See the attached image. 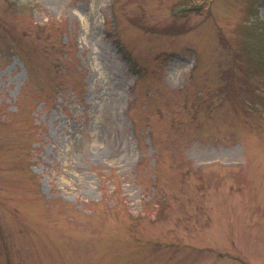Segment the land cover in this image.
Instances as JSON below:
<instances>
[{"label": "rangeland", "instance_id": "rangeland-1", "mask_svg": "<svg viewBox=\"0 0 264 264\" xmlns=\"http://www.w3.org/2000/svg\"><path fill=\"white\" fill-rule=\"evenodd\" d=\"M261 47L264 0H0V264H264Z\"/></svg>", "mask_w": 264, "mask_h": 264}, {"label": "trees", "instance_id": "trees-1", "mask_svg": "<svg viewBox=\"0 0 264 264\" xmlns=\"http://www.w3.org/2000/svg\"><path fill=\"white\" fill-rule=\"evenodd\" d=\"M252 46L253 45H252L251 42H246L244 47L241 48V49H244L245 51L248 52V54H251V58L253 59V55H255L256 53L254 54ZM259 49L261 50V49H264V48L261 47ZM261 51L263 52V50H261ZM255 59L257 60V61L255 60L256 61V65H254V68H255L256 72H259V73L264 72V57L258 56Z\"/></svg>", "mask_w": 264, "mask_h": 264}]
</instances>
